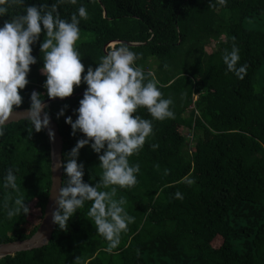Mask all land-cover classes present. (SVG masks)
<instances>
[{
    "label": "trees",
    "instance_id": "1",
    "mask_svg": "<svg viewBox=\"0 0 264 264\" xmlns=\"http://www.w3.org/2000/svg\"><path fill=\"white\" fill-rule=\"evenodd\" d=\"M53 3L57 0H25L0 17V26L27 6ZM81 6L87 19L80 20V34L94 35L77 44L82 77L89 66L97 67L109 44L123 42L139 55L136 64L148 80L155 78L163 98L173 100L174 118L155 120L147 108H139L136 114L152 121L153 133L129 158L140 166L137 183L101 189L116 187L114 199L123 198L134 217L117 248L109 251L96 231L89 201L67 228L56 227L47 246L9 255L0 264H264V0H77L59 4L58 10L70 21ZM43 40L42 31L32 45L37 63L30 66L18 109L30 107L33 91L48 99L41 73ZM213 40L216 48L208 52ZM233 45L240 55L236 67L247 66L242 79L223 61ZM86 88L83 82L74 86L73 94L81 95L53 101L46 109L64 137V158L85 138L73 135L65 118H77ZM61 109L65 115L57 119ZM78 163L85 166V183L100 181L103 170L90 146L80 150ZM9 169L18 191L4 187ZM51 183L45 129L37 133L27 120L7 125L0 137V243L36 232ZM21 196L30 213L9 218L5 205L12 207Z\"/></svg>",
    "mask_w": 264,
    "mask_h": 264
},
{
    "label": "clouds",
    "instance_id": "2",
    "mask_svg": "<svg viewBox=\"0 0 264 264\" xmlns=\"http://www.w3.org/2000/svg\"><path fill=\"white\" fill-rule=\"evenodd\" d=\"M24 2L0 0V17L8 15L13 6L24 5ZM66 2L76 4L77 0H57L50 6H27L23 14L12 16L0 26V137L4 136L6 126L13 121V115L18 113L16 109L23 103L20 92L29 84L27 77L30 66L37 63L32 55V45L40 40L43 31L41 73L46 76L43 87L47 97H70L74 86L78 87L82 82L87 85L79 101L80 106L75 110L77 118L74 121L71 116L65 118L72 134L79 132L85 138L79 139L65 158L55 162L53 167L63 168L67 180L62 182L55 197L57 208L52 212V221L63 230L85 202H92L88 216L94 222L96 231L108 241V250L111 251L119 246L121 234L134 222V217L126 212L123 198L114 199L116 187H112L111 191L101 189L110 186L131 188L136 185L140 166L130 164L129 158L139 153L153 133L152 121L136 114L137 110L147 108L155 120L171 119L174 118L171 110L173 100L163 98L155 78L148 80L142 68L136 64L139 55L123 42L110 44L97 67L93 69L89 66L82 77L85 65L81 62L77 41L80 39V20L87 19V10L81 6L70 21L62 19L58 5ZM218 2L225 4L226 0ZM239 60V48L235 45L223 55L227 70L235 72L242 79L247 66L237 68ZM47 107L44 95L33 91L24 119L37 133L47 128L50 140L54 141L55 133L49 127ZM64 115L65 111L61 109L57 119ZM85 146H90L98 154L103 170L100 181L95 185L84 182L85 166L78 163L80 150ZM16 181L14 171L9 169L4 177V187L18 191ZM187 182L191 185L195 180L189 179ZM175 197L183 198L180 192L175 193ZM5 207L8 208L9 218L30 213L23 196L16 198L12 207L7 204Z\"/></svg>",
    "mask_w": 264,
    "mask_h": 264
},
{
    "label": "water",
    "instance_id": "3",
    "mask_svg": "<svg viewBox=\"0 0 264 264\" xmlns=\"http://www.w3.org/2000/svg\"><path fill=\"white\" fill-rule=\"evenodd\" d=\"M136 44V43H135ZM82 93L72 94L70 97L66 98H55V99H46L44 100V103H46L48 106L53 101H63L66 99H70L72 97L81 95ZM29 108H21L16 109L18 112L17 114H14L12 117V122H6L9 124H12L14 122H18L21 120H25L24 116L26 115V112ZM50 116V125L49 127L54 131L55 138L54 141L50 140L51 145V170H52V183L49 191V197L47 201V205L45 208L44 216L40 222V225L36 232L29 238L23 239V240H16L11 242H5L0 243V260L9 256V255H15L18 252L23 251H30L37 248H42L44 246H47L56 230L57 225H55L52 221V212L56 210L57 205L55 204V197L57 195L58 189L62 186V182L64 179V170L63 168L60 169H54L55 162L60 161L64 159V137L60 133V128L58 123L55 121L54 117L48 113ZM8 124V125H9ZM47 135H48V129H45ZM49 137V135H48Z\"/></svg>",
    "mask_w": 264,
    "mask_h": 264
},
{
    "label": "rangeland",
    "instance_id": "4",
    "mask_svg": "<svg viewBox=\"0 0 264 264\" xmlns=\"http://www.w3.org/2000/svg\"><path fill=\"white\" fill-rule=\"evenodd\" d=\"M93 33H91V32H89V31H86V32H84V33H82V34H80V39L77 41V44H79V43H81V42H83V41H88V40H91L92 38H93ZM114 43V42H113ZM112 44V43H111ZM216 44H217V42L216 41H212L209 45H208V47H207V51L208 52H212L215 48H216ZM110 45V44H109ZM108 45V46H109ZM107 46V47H108ZM186 135L188 136V137H191V131L189 130V129H186Z\"/></svg>",
    "mask_w": 264,
    "mask_h": 264
}]
</instances>
